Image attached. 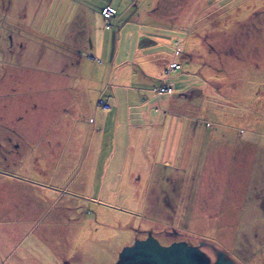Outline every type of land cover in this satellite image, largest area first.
Returning <instances> with one entry per match:
<instances>
[{
    "label": "rangeland",
    "instance_id": "obj_1",
    "mask_svg": "<svg viewBox=\"0 0 264 264\" xmlns=\"http://www.w3.org/2000/svg\"><path fill=\"white\" fill-rule=\"evenodd\" d=\"M50 2L0 0V144L3 151L0 173L11 177L0 179V264H115L124 247L149 235L162 244L203 240L209 248L226 252L237 264H264V0L52 2L54 7H69L70 2L74 7H84L85 11L88 7L90 20L83 19L72 32L92 35L94 40L97 35L100 40H110L109 32L103 31L105 26L90 12L91 7L107 3L118 9V15H123L119 23L106 26L112 29L114 39L118 34L122 38L127 26L134 32L140 28L161 35L166 41L174 36L175 47H170L180 60L170 62L167 68L171 73L166 74V78L172 80L169 85H174V92L159 94L179 101L177 114L184 118L186 128L190 124L189 130L192 127L198 133V138L194 141L193 154L183 158L179 155L176 161L170 159L165 163L168 167H163L153 150L140 147L142 139L138 130H134L130 140L132 148L124 154L120 145L114 160L122 162L123 166L118 171H109L104 182L105 167L98 166L94 170L87 163L81 165V146L86 145L85 141L82 135L81 139H75L77 135L70 134L69 137H73L65 142L59 157V162L65 161L67 165L69 195L59 191L50 192L51 197H47L46 190L40 189L42 192L38 195L43 200L39 203L37 199L32 200L39 190L20 184L18 180L23 177L16 172L17 167L29 159L28 150L34 142L29 129L23 131L29 134L27 143L19 137L18 128L22 125L19 126L25 108L30 117L38 113V117L43 118L34 140L40 139L42 153L51 148L54 155L63 143V124H54L57 130L49 131L54 128L52 122L61 117L64 103H68L67 96L74 105L84 98L88 101V108L84 109L87 118L94 116L97 101L99 109L108 110L99 105L100 98L108 97L104 93L107 81L102 93L99 89H84L86 92L71 89L69 84L73 77L70 75L77 65L70 64L74 61L69 60L55 68L60 72L59 80L41 87L45 91L39 98L44 99L43 95L48 105L41 104L39 109L35 106L36 97L32 98L31 91L26 89L29 74L37 68L34 60L50 50L62 55L72 53L63 46L76 48L73 39L64 38L60 28H44L40 32L31 24L27 25L36 7H48ZM4 7L5 14L2 13ZM102 16L108 20L103 11ZM130 16L135 19H129ZM46 32L53 34H42ZM11 33L12 42L7 39ZM52 35L64 39L66 45L64 41L53 42ZM41 39L46 44L40 43ZM112 45L107 46L109 50ZM163 47L166 54L171 52L167 44ZM103 56L107 58L106 52ZM44 59L42 57V64ZM112 60L113 57H109L108 61L95 66L84 60L81 67L87 74L95 70L102 78ZM17 63L18 69L27 74L19 85L16 81L20 76H3L4 70L10 72ZM42 64L38 70L49 74L51 66L47 69ZM173 64H181V70L176 71ZM130 67L127 64L117 69L116 79L127 80L128 88L132 86L126 73ZM178 75L183 79L175 82L173 78ZM46 78L52 77L38 72L39 84H45ZM166 78L159 77L158 84L154 82L152 86L160 87ZM58 86L61 87L56 89ZM133 87L139 90L138 85ZM161 88L168 91L165 86ZM19 91L25 93L20 95ZM153 91L159 95L155 88ZM131 92L134 106L130 108V117L142 110L138 106L142 100L139 94ZM181 92L185 98L180 96ZM158 97L153 109L156 112L168 110L160 106L164 98ZM44 119L47 122H43ZM69 127L66 125V132ZM148 135L152 134H143V141L152 144L151 137L145 138ZM55 137L57 140H53ZM108 137L104 138L106 148ZM209 147L215 148L217 153L208 150ZM209 248L203 249L210 251Z\"/></svg>",
    "mask_w": 264,
    "mask_h": 264
},
{
    "label": "crops",
    "instance_id": "obj_2",
    "mask_svg": "<svg viewBox=\"0 0 264 264\" xmlns=\"http://www.w3.org/2000/svg\"><path fill=\"white\" fill-rule=\"evenodd\" d=\"M55 1L56 0H51L48 7H36V11L33 15H31L32 18L27 25L31 24L30 26L35 27L37 31L40 30V32L44 28H60L64 35V38L70 36L73 39L76 48L72 50L71 47L70 49H68L63 46L64 49L72 52H64V56L59 52L50 50V53L44 55L45 57L42 56L43 58H45L44 60H46L44 64L41 63L42 57L34 60V62H36L37 68L34 69L31 74H29V85L26 87V89L31 91L32 98L36 97L35 106L37 107V109H39V106L41 104L48 105V101H44L47 99L43 95L41 96V98L43 97L44 99L41 100L39 98L41 92L45 91V89L41 87L45 85H52L55 80L60 79V75L58 74L60 72L56 71L55 68L58 67L61 62H65L66 60L74 61V63H70L77 65L73 73L70 75V77H73L69 84L71 89H77L79 91H85L84 89H86V91H89L91 89H93L94 91L98 89L101 90L104 87L105 81H107V85L104 88V93H107L108 95L107 99L105 100L109 104V108L111 109H99L97 101L95 104L94 116L87 118V115L84 114V109L86 107L88 108V101H86L84 98V100H78L79 103L77 105H74L70 103L69 97L67 96L68 103H64L61 117L58 118L57 121L52 122L53 125L63 124L64 132L62 137L63 143L60 144V150L54 155L51 148L44 150V153H42V149H40V139L34 140V137L37 136L36 131H38L39 124L43 118L40 119L38 117V113L35 116L33 115V118L32 116L30 117L27 112V108H25V114L22 113L23 119L20 122L19 126L21 125V123L22 125L18 128V130L21 131L19 137L21 138V141L27 143V135L30 134V138L33 139L34 142H32V145L28 150L29 159H27V162L25 161L24 164L21 163L20 166L17 167L18 170L16 172L20 174L19 176L23 177L22 179H20L21 177H19L20 180L18 181L20 184L30 185L32 189L34 187L35 189L39 190L36 193L37 197L35 198V196H32V200L37 199L39 203L41 200H43V197L41 195H38V193L42 192L40 189L46 190L45 195H48L47 197H51L50 192L59 193V191H62L63 195H69V184H67L68 182L66 183L68 177L65 171V169H67V165L65 161L59 162V157L61 156V151H63L65 147V142L68 141V139L71 140L73 137H69L70 134L77 135L75 139H81L80 135H82V140L85 141L86 145L81 146L80 154L83 155L84 159V162L82 159L81 165L87 163L89 165V168H93L94 170L98 166L105 167L107 172L106 176L102 179L104 182L107 181V173L109 171H118L119 168L123 166L122 162L114 160L119 152L120 145L123 149L122 152H124V154L128 153L129 148H132L130 140L134 130H138V136L140 137L139 139H142L140 147L153 150V153L159 156V163L163 167L166 166L165 163L170 159L176 161L179 155L183 158V156L193 154L192 148L194 145V141H197L198 133L194 132L192 127L189 130V123V126L186 128V122L184 118L177 114L176 108L177 104H179V101L174 100L176 99L174 97L167 98V96L164 95L165 93H167V95H171L174 92L172 89L174 85H169L170 83H172V80L170 81V78H166V74L171 73V71H166L168 69L167 66L170 62H179L180 60L178 59V56L174 54V48L170 47V45H174L176 41V39H174V36H171V38L166 41L165 38H163V36L161 35H157L152 32H146V30L143 31L140 28H136L134 32L133 29L127 26L124 29L125 34L122 35V38L121 35L118 34L116 36V39H114L112 29H107L106 26H111L113 22L116 24L119 23L123 15H118V9L110 3H107L102 7H91L90 12L99 19V24H103L105 26L103 31L109 32L110 35L108 36V38L110 40H108V42H106L105 38L100 40L99 35H97L96 39L94 40V37L92 35L84 36V34H74L72 32L73 29L77 27L80 21H83V19L85 21L90 20V16L88 15L89 8L86 7L87 10L85 11L84 7H74L73 2H70L69 7H54V4H52V2ZM106 6H111L116 10L110 23H107V21L102 16V9ZM81 12H83L84 16H81ZM117 15L118 18L116 19ZM129 19L134 20L135 18L130 16ZM126 21H128V19ZM138 27H140L139 24ZM120 28L118 30H120ZM46 33L42 34H53V32ZM50 38H52L53 42L64 41V39L61 40L62 38L56 37L54 35H52V37ZM39 42L42 44L45 43L42 39ZM112 42H114L113 45ZM63 44L66 45V42L64 41ZM165 44H167L171 51L168 54H166L163 47V45ZM110 45H112V47L109 50L108 47ZM104 52H106L107 58H104ZM109 57H113V60L112 63L107 64L109 70L104 73V75H102V78L101 75L94 72L95 70H90L89 74H87V71L85 72L81 67V64L84 60L87 61V64H94L95 66V64L101 65V62L108 61ZM98 59L99 62L97 61ZM119 61L123 62L119 63ZM39 64H42L43 66L46 65L47 69H49V67L51 66L50 70L52 71L48 74L43 72L42 70H38ZM127 64L131 66L130 69L126 72L128 78L130 79L129 83L130 85H132L130 88L127 87V80L126 82L116 80L118 75L117 69H123L124 65ZM18 67L19 63H17L14 67H11V70L13 71L10 70V72H5L4 70L3 75H8L9 78L13 75L20 76V80L16 81L19 77L15 79L16 85H19V81L21 82L23 80V76H27V74L24 73L22 69L19 70ZM18 71H22V73ZM39 71H41L44 76H51L52 78H46L44 79L45 84H39ZM91 74L93 75L89 76ZM159 77L166 78L162 80L160 87L165 86L167 87V89H171V91L160 92L158 90V86H152V83H156L157 81H159ZM180 77L181 75H178L173 79L176 82ZM182 79L183 78H180L178 79V81H182ZM134 85L139 86L138 91L135 90V88L133 87ZM12 86L13 85H11V87ZM59 87L61 86H58L56 89H59ZM152 87L155 88V92H158V94H164H155ZM51 89L54 88L51 87ZM142 89H145V91H143ZM150 89H152V91ZM132 90L135 91V94H139V97L142 99L140 100L141 103L138 104V106L141 107L142 110L138 114H135L136 116L130 117V108L134 106L132 99L130 98L131 93H133L131 92ZM178 91H181V88L178 89ZM19 92L20 95H23L25 93L21 91ZM102 92L103 90H101V93ZM145 92H147L146 94H148L149 96H146L144 94ZM183 94L184 93L181 92L180 96L185 98L186 95ZM158 96L164 98L160 106L163 109L167 108L168 110L161 112L158 110L156 112L153 109V107L156 106L155 98L158 99ZM90 103L91 102H89V105ZM75 108L78 109L77 113L74 112ZM136 108L137 107H135V109ZM135 109L134 112L136 113ZM79 113H83L84 115H79ZM43 122L47 121L44 119ZM32 123H34V126ZM55 125L54 128L49 131V133L57 130V127ZM66 125H70V127L67 128V132ZM28 129L29 134H23V131L28 132ZM144 133L152 134L145 136V138L151 137L150 140L153 141L152 144L143 141ZM107 136L110 137H108L109 144L106 148V141L104 138ZM53 140H57L56 137L53 138ZM188 146L190 148H187ZM208 150L212 151L213 153H217L215 151V148L209 147ZM239 152L241 153L240 150ZM196 153L197 151L195 149L194 155H196ZM53 155L54 158L52 160L51 157ZM166 167H168V165ZM163 169L166 171V168ZM55 173L56 175L53 177ZM24 177L26 179H24ZM2 178L7 179L11 177H8L6 174H4V172H1L0 179L2 180ZM116 178L117 177H115L114 182H116ZM41 204H43V202H41ZM71 253L72 252H70V254Z\"/></svg>",
    "mask_w": 264,
    "mask_h": 264
},
{
    "label": "water",
    "instance_id": "obj_3",
    "mask_svg": "<svg viewBox=\"0 0 264 264\" xmlns=\"http://www.w3.org/2000/svg\"><path fill=\"white\" fill-rule=\"evenodd\" d=\"M115 264H237L224 251H217L214 262L209 263L204 252L185 241L162 245L149 235L126 246L119 254Z\"/></svg>",
    "mask_w": 264,
    "mask_h": 264
},
{
    "label": "flooded vegetation",
    "instance_id": "obj_4",
    "mask_svg": "<svg viewBox=\"0 0 264 264\" xmlns=\"http://www.w3.org/2000/svg\"><path fill=\"white\" fill-rule=\"evenodd\" d=\"M2 13L3 14H5V13H7V9H6V7H4L3 9H2ZM7 39L10 41V42H12L13 41V33H11V34H8L7 35ZM1 148H2V144H0V153L2 154L3 153V151L1 150ZM3 155V154H2ZM148 237V236H147ZM146 237V238H147ZM177 241H184V240H175V241H172L171 243H173V242H177ZM187 243H189V244H191V245H194V246H197V247H199L203 252H204V254L206 255V257L208 258V262L209 263H211V262H214L215 261V259H216V256H217V249H215L214 247H210L209 248V244H206L203 240H200L199 242H197V243H190V242H188V241H186ZM171 243H169V244H162V245H170ZM134 244V243H133ZM132 244V245H133ZM208 245V246H207ZM131 246V245H130ZM209 248V249H211L210 251L209 250H207V249H203V248H207V247ZM207 251H209L210 252V254L209 253H207ZM213 254V255H212ZM229 256V255H228ZM230 257V256H229ZM65 263V262H64ZM66 264V263H65Z\"/></svg>",
    "mask_w": 264,
    "mask_h": 264
},
{
    "label": "built area",
    "instance_id": "obj_5",
    "mask_svg": "<svg viewBox=\"0 0 264 264\" xmlns=\"http://www.w3.org/2000/svg\"><path fill=\"white\" fill-rule=\"evenodd\" d=\"M102 11H103V14H104V16L106 17V19H108V20H106V21H107L108 23H110L112 17H113L114 14H115V9L112 8V7H110V6H107V7L103 8ZM172 67H173V68L177 67L176 69L179 68V66H178V65H175V64H173ZM166 89H167V88H166ZM167 90H168V91H171V89H167ZM160 91H161V92H164V91H166V90H165L164 88H160ZM99 105H101V106L107 108V104H106L103 100H99Z\"/></svg>",
    "mask_w": 264,
    "mask_h": 264
},
{
    "label": "trees",
    "instance_id": "obj_6",
    "mask_svg": "<svg viewBox=\"0 0 264 264\" xmlns=\"http://www.w3.org/2000/svg\"><path fill=\"white\" fill-rule=\"evenodd\" d=\"M111 7V6H110ZM115 12H116V10H115ZM111 22V21H110ZM176 65H178V64H176ZM179 66V68L178 69H175V70H179L180 68H181V64H179L178 65ZM170 69H168L167 71H169ZM159 88H161V87H159ZM167 88V87H166ZM101 100H103L106 104H107V108H109L110 106H109V104L106 102V100H104V99H101ZM101 106V105H100ZM103 107V106H102ZM103 108H106V107H103Z\"/></svg>",
    "mask_w": 264,
    "mask_h": 264
}]
</instances>
